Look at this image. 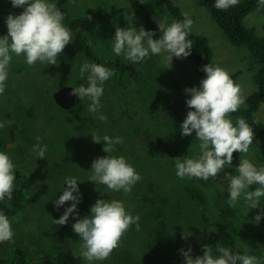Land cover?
I'll return each mask as SVG.
<instances>
[{
  "label": "rangeland",
  "instance_id": "1",
  "mask_svg": "<svg viewBox=\"0 0 264 264\" xmlns=\"http://www.w3.org/2000/svg\"><path fill=\"white\" fill-rule=\"evenodd\" d=\"M139 1L141 8L128 0H50L64 14L63 23L72 33V41L57 64L37 62L30 67L23 55H13L5 91L0 95V122L11 121V126L0 129V151L11 157L15 171L25 177L27 191L20 209L12 205L14 189L11 200L0 201V212L10 206L16 212L4 213L12 221L14 236L11 242L0 243V264H57L59 250L79 251L82 241L73 230L77 213L64 225L56 223L73 203L59 208L54 203L67 188V177L78 181L82 197L77 205L78 218L89 216L99 199L120 200L128 212L140 216L139 231L132 225L107 260L91 264H132V260L140 264H184L181 249L191 248L195 258L203 255L204 245H208L218 256L217 244L255 255L264 264V218L255 223L264 209V197L259 198L256 208L245 206L243 201L235 208L228 204L225 175L236 174L240 153L233 154L232 166L226 165L216 178L204 181L176 175L175 158L199 154L196 133L182 136L181 124L191 110L185 89L200 86L205 75L184 58L173 57L170 64L165 59L167 53L150 54L142 63H133L112 51L116 27H143L147 31L149 15L157 20L166 17L169 23L174 20L162 0ZM172 2L193 17L191 33L208 40L214 54L212 65L225 69L232 79L239 73L233 81L241 88L244 107L247 96L257 89L254 75L258 65L249 50L233 47L198 0ZM23 10L14 8L11 0H0V37L8 34L9 14L19 15ZM245 24L264 37V7L249 15ZM78 36L102 65L111 68V63L121 61L130 66L104 83L102 107L95 114L88 111L87 98L80 99L84 108L80 114L76 111L79 107L64 110L54 100L62 88L87 86V74L80 78V66L85 61L98 64L77 44ZM100 114L107 117L106 122L98 119ZM238 117L243 116H229L234 124ZM255 117L264 125V103ZM105 135L120 137L123 143L106 153ZM93 136L101 138V143H95ZM37 143L47 146L45 158L33 151ZM108 155L124 156L142 177L130 194L88 180L92 162ZM245 158L257 166L264 165V133L257 142L254 139ZM142 196H146L144 200ZM219 222L228 231L222 226L225 232L219 234L215 228ZM23 251L28 256L25 263ZM34 251L39 254L32 256ZM81 264L90 262L81 257Z\"/></svg>",
  "mask_w": 264,
  "mask_h": 264
},
{
  "label": "clouds",
  "instance_id": "2",
  "mask_svg": "<svg viewBox=\"0 0 264 264\" xmlns=\"http://www.w3.org/2000/svg\"><path fill=\"white\" fill-rule=\"evenodd\" d=\"M14 8L23 7L19 15L9 14L6 20L8 34L0 37V95L5 91L9 77V66L13 55H23L26 63L32 67L37 62L56 65L58 57L72 41L71 31L64 25V14L50 0H11ZM239 0H215L214 7L218 10H228L236 6ZM258 7H264V0H258ZM182 21L159 19L158 28L161 33L154 39L155 33L146 31L143 27L127 29L116 27L112 39V51L115 55H123L133 63H142L151 55L167 53L165 59L171 64L173 57L187 58L191 55L192 41L187 39L191 32L193 20L188 13H183ZM90 19V17H89ZM169 68V67H168ZM202 71L206 74L200 86L185 89L190 96L186 100L188 111L186 119L181 124L182 136L196 133L199 141V154L196 157L175 158L176 175L180 179L196 178L207 181L216 178L224 171L225 166H232L233 154L240 153V163L236 174L227 173L229 207H237L243 201L250 208L258 207L259 198L264 197V165L257 166L245 158L254 141L253 128L243 117L235 121L229 118L243 105L241 88L231 78L230 74L220 66L207 64ZM87 74V86L81 84L71 93L79 99L87 98L90 103L88 111L98 113L102 107L100 98L104 93V83L115 72L97 63L85 61L80 66V78ZM75 108V107H74ZM106 122L103 114L98 116ZM11 126V121L0 122V129ZM39 137L37 140L39 141ZM95 143H101V138L93 136ZM104 152L111 153L116 144L123 143L120 137L103 138ZM39 158L46 157L47 146L37 143L33 147ZM167 158V157H166ZM15 164L11 157L0 151V201L12 199L15 176ZM92 175L89 181L106 185L111 191H123L130 194L132 188L142 177L136 169L127 162L124 156L99 157L92 162ZM67 188L54 201L57 208L66 202L72 205L66 208L64 214L56 220L64 225L74 212L77 213L73 230L82 241L78 252L86 261H104L120 246V243L132 225L140 230V216L132 215L126 210L120 200L106 201L99 199L91 207V214L83 219L78 218L77 205L82 197L79 195V185L75 177L65 178ZM253 185H256L254 189ZM76 193V195H74ZM264 218V209L255 217L259 224ZM14 232L12 221L0 212V243L11 242ZM219 255H214L212 247L204 245L203 255L193 258L192 249H181L184 264H261V259L255 255L233 252L228 247L217 244L215 248Z\"/></svg>",
  "mask_w": 264,
  "mask_h": 264
},
{
  "label": "trees",
  "instance_id": "3",
  "mask_svg": "<svg viewBox=\"0 0 264 264\" xmlns=\"http://www.w3.org/2000/svg\"><path fill=\"white\" fill-rule=\"evenodd\" d=\"M133 6L137 8L142 7V3L139 0H128ZM171 12L174 20L182 21L184 19L183 13L180 8L175 6L172 0H162ZM199 5H202L205 9L209 11L211 19L214 21L216 27L223 33L230 44L235 48H247L254 58V62L258 65L256 74L254 75V80L257 89L251 92L246 100L245 106L240 107L237 112L232 113L233 115H242L246 122L253 128L254 139L257 142L264 133V125L257 120L255 114L259 111V108L264 103V38L261 37L254 27L246 26V18L255 13L258 7V0H241L236 6L229 8L228 10H218L214 7L215 0H198ZM193 20V17L191 16ZM157 19L149 15L147 17V31H152L155 33L154 39H158L161 35ZM187 39L192 41L193 48L191 49V55L188 56L187 60L193 61L197 72L206 75L202 68L208 63L212 65L214 60V54L212 48L205 37L195 35L190 32ZM77 44L84 50L85 54L102 64L97 58H93L90 52V47L83 42V40L78 36L76 39ZM104 65V64H103ZM106 66V65H104ZM107 67V66H106ZM109 68V67H108ZM130 66L124 65L121 61L111 63V68L115 74L123 72L125 69H129ZM239 73L233 75L235 79ZM75 107H79L76 111L80 114L83 111V105L77 96V104ZM72 111V110H71ZM2 142L0 140V147ZM16 179L14 181V197L12 200V205L16 209L22 208L23 195L27 191V185L25 177L21 176L15 171ZM21 184V188L18 185ZM19 188V189H18ZM194 197H196V192L192 191ZM146 196H142L141 199L144 200ZM5 210V214L14 215L16 212L14 208ZM223 222L215 223V228L218 230L219 234L228 231L227 226L222 224ZM231 230V227H230ZM232 231V230H231ZM233 236V235H232ZM229 238L232 239L229 235ZM38 251L32 252V256L38 255ZM51 254V253H50ZM53 256V254H51ZM57 264H81V257L79 255H74V251L70 249H62L58 251V255L55 256ZM28 260V256L23 251V263ZM132 264H140L138 261L132 260Z\"/></svg>",
  "mask_w": 264,
  "mask_h": 264
},
{
  "label": "water",
  "instance_id": "4",
  "mask_svg": "<svg viewBox=\"0 0 264 264\" xmlns=\"http://www.w3.org/2000/svg\"><path fill=\"white\" fill-rule=\"evenodd\" d=\"M74 88L65 87L55 94V102L64 110H71L77 104V96L72 95Z\"/></svg>",
  "mask_w": 264,
  "mask_h": 264
},
{
  "label": "crops",
  "instance_id": "5",
  "mask_svg": "<svg viewBox=\"0 0 264 264\" xmlns=\"http://www.w3.org/2000/svg\"><path fill=\"white\" fill-rule=\"evenodd\" d=\"M258 33V32H257ZM262 37V36H261ZM264 38V37H263Z\"/></svg>",
  "mask_w": 264,
  "mask_h": 264
}]
</instances>
